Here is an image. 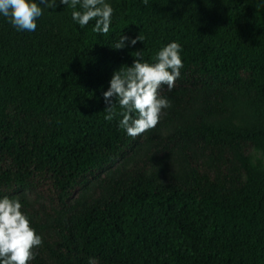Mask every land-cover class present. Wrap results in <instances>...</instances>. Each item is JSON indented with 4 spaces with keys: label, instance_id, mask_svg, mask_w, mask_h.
I'll return each instance as SVG.
<instances>
[{
    "label": "trees",
    "instance_id": "16d2710c",
    "mask_svg": "<svg viewBox=\"0 0 264 264\" xmlns=\"http://www.w3.org/2000/svg\"><path fill=\"white\" fill-rule=\"evenodd\" d=\"M106 2L107 35L92 31L95 21L81 28L59 0L35 31H17L0 15V199H18L42 238L29 264H264V127L236 131L200 116L166 138H132L119 127L118 103L105 119L102 95L135 52L153 64L177 42L183 67L160 96L177 102L210 88L209 117L229 112L227 93L237 87L264 112V0ZM121 35L142 40L115 50ZM148 140L192 147L205 161H192L205 169V188H160L124 173L113 182L117 197L86 207L73 226L48 221L22 191L39 199L46 191L64 207L72 189Z\"/></svg>",
    "mask_w": 264,
    "mask_h": 264
},
{
    "label": "clouds",
    "instance_id": "9594fccd",
    "mask_svg": "<svg viewBox=\"0 0 264 264\" xmlns=\"http://www.w3.org/2000/svg\"><path fill=\"white\" fill-rule=\"evenodd\" d=\"M59 4L73 9L72 20L81 28L95 21L94 33H109L113 9L106 0H59ZM57 6V0H0V15L17 31H35L36 20L43 10H55ZM141 40L139 35L135 38L121 35L114 49L132 47ZM180 52L181 46L171 42L158 51L153 64L144 62L142 51L135 52L132 66L114 72L108 90L102 94L105 119L114 118L118 103L122 109L119 127L128 136L136 138L153 129L159 123L162 110L171 106L170 101L158 93L162 86L171 91L179 78L183 67ZM21 208L18 199H0V264H29L35 258L33 250L42 244V238L30 226Z\"/></svg>",
    "mask_w": 264,
    "mask_h": 264
},
{
    "label": "rangeland",
    "instance_id": "374dc122",
    "mask_svg": "<svg viewBox=\"0 0 264 264\" xmlns=\"http://www.w3.org/2000/svg\"><path fill=\"white\" fill-rule=\"evenodd\" d=\"M210 95L211 89L204 88L179 94L177 102L165 97L171 106L162 110L159 123L144 135L166 138L178 127L184 128L186 123H193L200 116L211 126L228 127L236 131H253L264 127V112L249 92L237 87L232 88L227 93L226 104L229 112L207 117L205 109L211 102ZM192 161L205 163L204 159L186 144L178 149H168L158 144L157 140H148L140 143L129 158L102 171L99 178H92L72 189L64 207H59L51 197L48 198L46 191L39 192L42 199L36 197L34 189L22 191L32 204L44 212L48 221L73 226L86 207L100 206L117 197L113 182L124 173L139 176L142 180H152L160 188L177 187L196 192L204 189L206 183L201 173L205 169H197ZM61 236L59 234V237ZM74 242L77 246V242Z\"/></svg>",
    "mask_w": 264,
    "mask_h": 264
}]
</instances>
